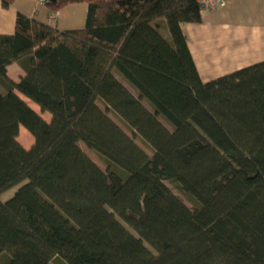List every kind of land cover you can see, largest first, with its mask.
I'll list each match as a JSON object with an SVG mask.
<instances>
[{
    "label": "trees",
    "instance_id": "16d2710c",
    "mask_svg": "<svg viewBox=\"0 0 264 264\" xmlns=\"http://www.w3.org/2000/svg\"><path fill=\"white\" fill-rule=\"evenodd\" d=\"M82 1L83 28L19 12L0 34V264H264V61L204 82L183 31L200 0L46 4Z\"/></svg>",
    "mask_w": 264,
    "mask_h": 264
},
{
    "label": "crops",
    "instance_id": "0c3cea01",
    "mask_svg": "<svg viewBox=\"0 0 264 264\" xmlns=\"http://www.w3.org/2000/svg\"><path fill=\"white\" fill-rule=\"evenodd\" d=\"M88 8V3L82 1L55 12L40 0H15L5 8L0 0V34H14L19 12L61 31L80 29L86 25ZM183 31L202 80H215L264 61V0H229L224 8L203 10L202 21L183 24ZM162 32L169 38L166 26H162ZM7 71L16 82L25 74L18 61L10 64ZM126 87L138 97L131 85ZM17 92L47 121H51L50 113H42L37 104ZM23 132L29 133L21 127ZM29 140L26 145H33L34 138L30 136Z\"/></svg>",
    "mask_w": 264,
    "mask_h": 264
},
{
    "label": "rangeland",
    "instance_id": "374dc122",
    "mask_svg": "<svg viewBox=\"0 0 264 264\" xmlns=\"http://www.w3.org/2000/svg\"><path fill=\"white\" fill-rule=\"evenodd\" d=\"M124 81V80H123ZM126 83L127 86L128 83L126 81H124ZM146 107H149V105L147 106L145 103ZM150 108V107H149ZM151 109V108H150ZM111 118L113 120H115V122H117L129 135L132 136V132L114 115H110ZM161 120L163 122H165L167 124L168 127H171L163 118H161ZM30 134V135H29ZM30 136L33 137V135L29 132H23L20 134L19 136V140L22 144H25L24 146L27 148H30L32 145H26L29 144L30 142ZM34 138V137H33ZM136 142L139 144V146L141 148H143L149 155L153 154V150L152 148L147 145L146 143H144L143 141H141L140 139H136ZM81 148L83 149V151L94 161L96 162L103 170H106V165L103 163V161L101 160V158L95 153L93 152L91 149H89L86 145H84L83 143L80 144ZM166 185L170 188V190L176 194L177 196H179L181 199L184 200V202L189 206V207H194V203L192 201V199H190L187 195H185L182 190L180 189V187L178 186V184H176L175 182L172 181H166L165 182ZM20 187V185L15 186L10 188L9 190L5 191L2 195H1V199L3 201L8 200L9 198H11L15 192L18 190V188ZM132 230V229H131ZM132 232L136 235V233L132 230ZM52 264H66L65 261L61 258H56L53 260Z\"/></svg>",
    "mask_w": 264,
    "mask_h": 264
},
{
    "label": "built area",
    "instance_id": "2783aa9c",
    "mask_svg": "<svg viewBox=\"0 0 264 264\" xmlns=\"http://www.w3.org/2000/svg\"><path fill=\"white\" fill-rule=\"evenodd\" d=\"M40 1L44 4L49 2V0ZM200 3L204 10H215L226 7L229 3V0H200Z\"/></svg>",
    "mask_w": 264,
    "mask_h": 264
},
{
    "label": "water",
    "instance_id": "95a60500",
    "mask_svg": "<svg viewBox=\"0 0 264 264\" xmlns=\"http://www.w3.org/2000/svg\"><path fill=\"white\" fill-rule=\"evenodd\" d=\"M51 1H55V0H51Z\"/></svg>",
    "mask_w": 264,
    "mask_h": 264
}]
</instances>
